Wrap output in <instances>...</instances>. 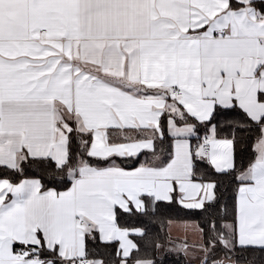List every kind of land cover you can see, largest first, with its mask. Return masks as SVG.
<instances>
[{"label": "snow or ice", "instance_id": "6c2138e0", "mask_svg": "<svg viewBox=\"0 0 264 264\" xmlns=\"http://www.w3.org/2000/svg\"><path fill=\"white\" fill-rule=\"evenodd\" d=\"M0 264H264V0H0Z\"/></svg>", "mask_w": 264, "mask_h": 264}, {"label": "trees", "instance_id": "16d2710c", "mask_svg": "<svg viewBox=\"0 0 264 264\" xmlns=\"http://www.w3.org/2000/svg\"><path fill=\"white\" fill-rule=\"evenodd\" d=\"M193 143H195V140L193 141ZM240 159V155L238 154V160Z\"/></svg>", "mask_w": 264, "mask_h": 264}]
</instances>
